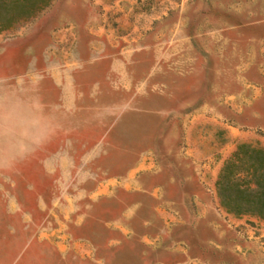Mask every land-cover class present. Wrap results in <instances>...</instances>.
Listing matches in <instances>:
<instances>
[{"label":"rangeland","instance_id":"obj_1","mask_svg":"<svg viewBox=\"0 0 264 264\" xmlns=\"http://www.w3.org/2000/svg\"><path fill=\"white\" fill-rule=\"evenodd\" d=\"M264 146V0H50L0 29V264H264L215 180Z\"/></svg>","mask_w":264,"mask_h":264},{"label":"trees","instance_id":"obj_2","mask_svg":"<svg viewBox=\"0 0 264 264\" xmlns=\"http://www.w3.org/2000/svg\"><path fill=\"white\" fill-rule=\"evenodd\" d=\"M50 0H0V29L34 16ZM219 204L227 212L264 220V146L238 142L215 180Z\"/></svg>","mask_w":264,"mask_h":264}]
</instances>
